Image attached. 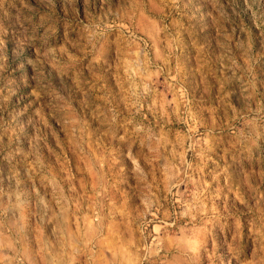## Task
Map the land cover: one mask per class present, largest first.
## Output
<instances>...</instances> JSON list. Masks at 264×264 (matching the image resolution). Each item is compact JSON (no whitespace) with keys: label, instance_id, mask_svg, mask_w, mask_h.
<instances>
[{"label":"rangeland","instance_id":"rangeland-1","mask_svg":"<svg viewBox=\"0 0 264 264\" xmlns=\"http://www.w3.org/2000/svg\"><path fill=\"white\" fill-rule=\"evenodd\" d=\"M176 256L264 264V0H0V264Z\"/></svg>","mask_w":264,"mask_h":264},{"label":"bare ground","instance_id":"bare-ground-1","mask_svg":"<svg viewBox=\"0 0 264 264\" xmlns=\"http://www.w3.org/2000/svg\"><path fill=\"white\" fill-rule=\"evenodd\" d=\"M114 256V255H113ZM173 264H187V262L185 260H182L180 256H176L175 257V261H172Z\"/></svg>","mask_w":264,"mask_h":264}]
</instances>
